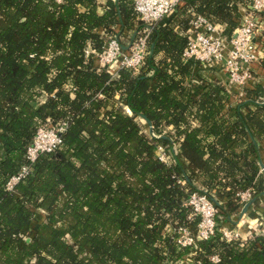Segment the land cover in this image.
Listing matches in <instances>:
<instances>
[{
	"label": "trees",
	"instance_id": "1",
	"mask_svg": "<svg viewBox=\"0 0 264 264\" xmlns=\"http://www.w3.org/2000/svg\"><path fill=\"white\" fill-rule=\"evenodd\" d=\"M251 1L182 0L154 24L139 73L113 77L87 50L109 33L129 43L145 28L134 0H107L103 13L97 0H0V264H264V236L198 239L200 217L186 204L200 186L210 197L215 189L229 215L240 210L238 192L264 191L259 150L248 142L264 139L263 86L248 87L227 115L223 84L192 99L195 61L183 56L194 14L231 37ZM48 122H66L61 147L6 189ZM185 227L194 241L182 246Z\"/></svg>",
	"mask_w": 264,
	"mask_h": 264
},
{
	"label": "built area",
	"instance_id": "2",
	"mask_svg": "<svg viewBox=\"0 0 264 264\" xmlns=\"http://www.w3.org/2000/svg\"><path fill=\"white\" fill-rule=\"evenodd\" d=\"M62 3L63 0H50ZM182 0H134V8L138 19L146 24L140 33H135L133 39L124 45L116 33H109L105 45L101 49H90L87 53H93L97 64L101 69L107 70L113 77L119 76L121 69H131L133 74L139 73L146 57L150 54V40L153 38V26L158 21L170 17ZM264 31V0H252L244 12L240 25L229 37L224 27L213 24L205 16L194 14L190 19L188 29V44L184 49L186 61L201 62L205 66L212 67L221 62L229 76L231 83L247 88L255 80L252 65L262 58V49L256 38ZM66 122L42 124L33 139L26 148L28 163L6 183V189L14 191L16 185L31 171L33 163L40 154L49 153L60 148L63 143L62 133L66 129ZM159 158L165 162H171L163 146L158 147ZM264 171V165L259 168ZM202 192L194 191L190 194L186 204L192 207L193 217L199 216L200 220L196 229L198 239H209L217 232L227 241H239L242 244L255 236H264V226L258 228L253 236L243 238L239 230L221 228L218 224L219 208L215 204L218 201L216 195L210 192L212 197L202 188ZM253 190L247 188L238 192L240 209L244 208L253 199ZM178 243L182 246L190 245L194 241V234L188 228L180 230ZM193 255V253H191ZM190 255V256H191ZM218 260V256H213ZM174 264V263H168ZM180 264H195V260L188 257V261Z\"/></svg>",
	"mask_w": 264,
	"mask_h": 264
},
{
	"label": "crops",
	"instance_id": "3",
	"mask_svg": "<svg viewBox=\"0 0 264 264\" xmlns=\"http://www.w3.org/2000/svg\"><path fill=\"white\" fill-rule=\"evenodd\" d=\"M97 1L99 4V12L103 13L107 0ZM246 10L247 8H243L242 12H245ZM167 20L168 17L165 18L163 22L165 23L167 22ZM177 21H179L178 18ZM125 32L132 36L133 28L125 30ZM120 38L123 42L128 43V39L124 40L123 37ZM256 40L260 44V47L262 49L263 54L261 58L263 59L264 31L262 32V35H259L256 38ZM252 67L255 80L254 83H251L252 85L250 84V86L248 87L251 88L254 86V84H259L263 86L264 90V66L263 64H261V60L259 62H255ZM191 71L192 73L188 81H190L192 99L194 101L198 100L203 90L212 83L223 84L227 93L229 94L230 100L226 104V109L224 111L225 113H227V115H229L227 112V107L229 108L233 104L246 100V89H248V87L242 89L239 85L231 83L229 80V76L221 62H217L214 66L209 67L203 65L201 62L196 61L195 63H193ZM210 140H213V138H211ZM249 140L254 141L257 144L259 150V161L258 164L255 165V169H258L257 175L259 176L260 174H262V172L259 171V168L264 165V139L259 136L254 137L250 135V137L248 138V142H250ZM247 145L248 144H245L242 147H239L237 150L244 151ZM251 158H254L253 155L251 156ZM198 185L200 184L198 183ZM200 188L204 187L200 186ZM212 191L215 192V189ZM218 224L221 228L239 230L243 238L253 236L258 228L264 226V191L253 197V199L247 205H245L244 208H241L238 211H234L232 212V214L224 215L219 213Z\"/></svg>",
	"mask_w": 264,
	"mask_h": 264
}]
</instances>
